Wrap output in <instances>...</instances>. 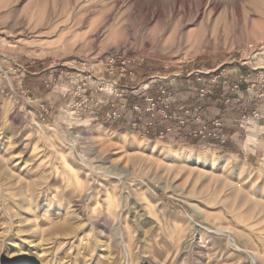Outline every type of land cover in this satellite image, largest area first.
<instances>
[{
  "label": "rangeland",
  "instance_id": "obj_1",
  "mask_svg": "<svg viewBox=\"0 0 264 264\" xmlns=\"http://www.w3.org/2000/svg\"><path fill=\"white\" fill-rule=\"evenodd\" d=\"M0 264H264V0H0Z\"/></svg>",
  "mask_w": 264,
  "mask_h": 264
},
{
  "label": "built area",
  "instance_id": "obj_2",
  "mask_svg": "<svg viewBox=\"0 0 264 264\" xmlns=\"http://www.w3.org/2000/svg\"><path fill=\"white\" fill-rule=\"evenodd\" d=\"M205 96V94H202L201 95V97H204ZM200 109H202V106L201 105H199L198 106V108L196 109V111H200ZM189 112V110L188 109H186V108H182L181 109V115H183V114H185L186 112ZM173 117H174V119H177V123L179 122L181 125H184L185 124V121L183 120V116H177V115H175L174 114V116H172V114H169V112L165 115V118L166 119H173ZM221 123H219V122H217L216 123V125H220ZM186 125V124H185ZM205 133H206V127L205 126H203V127H201V130H196V131H194L193 132V134L195 135V136H197V135H205ZM210 135V134H209Z\"/></svg>",
  "mask_w": 264,
  "mask_h": 264
},
{
  "label": "bare ground",
  "instance_id": "obj_3",
  "mask_svg": "<svg viewBox=\"0 0 264 264\" xmlns=\"http://www.w3.org/2000/svg\"><path fill=\"white\" fill-rule=\"evenodd\" d=\"M228 229V231L230 232V228H227ZM222 233H224V232H222Z\"/></svg>",
  "mask_w": 264,
  "mask_h": 264
}]
</instances>
